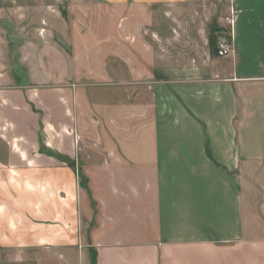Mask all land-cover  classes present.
Wrapping results in <instances>:
<instances>
[{"label":"crops","instance_id":"crops-1","mask_svg":"<svg viewBox=\"0 0 264 264\" xmlns=\"http://www.w3.org/2000/svg\"><path fill=\"white\" fill-rule=\"evenodd\" d=\"M49 1L66 20L76 3ZM16 2L0 0V10ZM100 2L128 7L117 19L129 25L127 39L118 32L100 46V149L82 162L100 171L96 264H264L244 207L245 192L264 194V0ZM230 18L233 53L218 58L208 24L225 31ZM5 78L0 72V264L57 245L55 231L41 237L42 227L55 229L56 182L68 183L65 193L77 186L69 166L83 160L79 132L88 141L96 125L78 89Z\"/></svg>","mask_w":264,"mask_h":264},{"label":"rangeland","instance_id":"rangeland-1","mask_svg":"<svg viewBox=\"0 0 264 264\" xmlns=\"http://www.w3.org/2000/svg\"><path fill=\"white\" fill-rule=\"evenodd\" d=\"M75 2L69 8L67 20L64 12L52 6L49 0H17L16 5L8 10H0V72L6 74L5 81H12L11 84L27 83L35 87L63 89L68 94L78 89L83 94L80 100L84 101L86 98L88 103L85 104L91 107L88 116H91L93 124L96 122L95 129L92 128L95 134H89L88 141L86 133L79 130L82 138L79 144L86 147L83 154H79V158L83 160L80 161L81 164L71 163L69 166L73 169L77 186L65 193V190L59 188L68 183L62 182L63 178L60 183L56 182L59 202L58 214L53 223L55 229H41L42 238L47 237L49 231H55L57 245L51 248L50 253L48 245H40L39 249L24 248L18 252V259L5 264H96L95 250L90 242L95 234L93 228L96 211L99 210L96 196L97 189L100 190V177L97 175V171H100L97 166H86L83 163L88 158L91 162L95 161V151L100 149V46H112L113 35L116 36L118 32L121 34L120 41L127 39L129 22L118 21L117 18L126 16L128 7L104 5L100 0ZM217 8L220 10V7ZM219 14L216 12L213 17L217 18ZM213 28L214 26L208 24V34ZM222 33L213 34L218 36ZM107 56L112 61V53ZM190 56L196 58L198 55ZM7 62L9 65L7 64L6 69ZM109 68H113L110 63L105 71L112 75ZM81 101L78 102V107L84 106ZM85 112V108H80L77 114L79 129L84 127ZM95 141L96 148L88 149ZM86 168H89L88 173L93 174V178L85 174ZM245 193V213L249 224L251 220L255 223L250 236L264 242V194L261 192L262 195L253 197L251 190ZM78 195L83 197L80 203L83 208L81 213L73 211V206L77 207L79 204ZM89 209L91 214L87 212ZM27 225L29 223L25 227ZM25 230L27 235L28 231ZM25 240L27 243L31 239L26 236ZM87 257L91 259L88 262Z\"/></svg>","mask_w":264,"mask_h":264},{"label":"built area","instance_id":"built-area-1","mask_svg":"<svg viewBox=\"0 0 264 264\" xmlns=\"http://www.w3.org/2000/svg\"><path fill=\"white\" fill-rule=\"evenodd\" d=\"M227 24V30L225 31L229 33L230 38L228 39L226 34L222 33L217 36L215 41V55L218 58H223L233 53V47L230 40L232 39L231 25L233 24V19L230 18Z\"/></svg>","mask_w":264,"mask_h":264},{"label":"trees","instance_id":"trees-1","mask_svg":"<svg viewBox=\"0 0 264 264\" xmlns=\"http://www.w3.org/2000/svg\"><path fill=\"white\" fill-rule=\"evenodd\" d=\"M214 32H217V33H220V32L222 33L223 32V33L226 34L228 39L230 38V36H229V33L227 31H223V30H220V29H217V28L211 29V32L209 34V45H210V50L215 53V41H216V38H217V34L215 36L213 34Z\"/></svg>","mask_w":264,"mask_h":264}]
</instances>
